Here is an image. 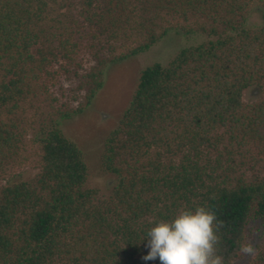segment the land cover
I'll return each mask as SVG.
<instances>
[{
    "label": "trees",
    "instance_id": "16d2710c",
    "mask_svg": "<svg viewBox=\"0 0 264 264\" xmlns=\"http://www.w3.org/2000/svg\"><path fill=\"white\" fill-rule=\"evenodd\" d=\"M171 33L208 40L141 71L105 142L117 182L102 198L62 126L109 67ZM28 166L35 178L7 182ZM196 206L220 222L223 264H264V0H0V264H159L143 259L149 229Z\"/></svg>",
    "mask_w": 264,
    "mask_h": 264
},
{
    "label": "rangeland",
    "instance_id": "374dc122",
    "mask_svg": "<svg viewBox=\"0 0 264 264\" xmlns=\"http://www.w3.org/2000/svg\"><path fill=\"white\" fill-rule=\"evenodd\" d=\"M262 23L261 17L257 13L250 14V26L257 27ZM207 40L208 38L205 35H194L184 38L171 33L149 52L132 60L115 64L106 70L104 77L105 86L98 93L92 105L87 106L83 114L72 118L62 126L64 135L74 141L84 154L89 171L88 188L97 189L102 198H107L111 195L112 188L117 182V178L107 173L103 168L102 156L105 142L117 126L119 118L127 107L137 86L141 71L155 63L166 65L182 48L197 46ZM94 64H85L84 69L80 73H87ZM78 85L79 81L75 78L71 81H66L64 84L66 100H70V97L75 95V92L70 91V89L76 90ZM76 96L80 97L79 103H81L84 93H76ZM260 96L255 91V88H250L244 92L243 102L244 104H252ZM69 103L73 104L71 101ZM79 103L71 106L79 105ZM39 123L40 121H38ZM38 172L33 166H28L12 173L13 175H10L7 182L29 181L35 178ZM250 173L252 172H249V175H251ZM5 183L6 181L2 185ZM260 235V225L257 223L252 224L250 226L249 243L255 246L260 242ZM249 258L250 256H246L235 264H248Z\"/></svg>",
    "mask_w": 264,
    "mask_h": 264
},
{
    "label": "clouds",
    "instance_id": "9594fccd",
    "mask_svg": "<svg viewBox=\"0 0 264 264\" xmlns=\"http://www.w3.org/2000/svg\"><path fill=\"white\" fill-rule=\"evenodd\" d=\"M220 222L215 212L206 206L184 208L172 219L160 220L146 237L148 249L145 261L159 260V264H223L217 254ZM241 251L252 254L251 246Z\"/></svg>",
    "mask_w": 264,
    "mask_h": 264
}]
</instances>
